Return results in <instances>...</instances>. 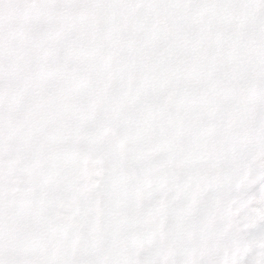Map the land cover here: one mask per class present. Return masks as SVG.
Wrapping results in <instances>:
<instances>
[{"label":"snow or ice","instance_id":"6c2138e0","mask_svg":"<svg viewBox=\"0 0 264 264\" xmlns=\"http://www.w3.org/2000/svg\"><path fill=\"white\" fill-rule=\"evenodd\" d=\"M0 264H264V0H0Z\"/></svg>","mask_w":264,"mask_h":264}]
</instances>
